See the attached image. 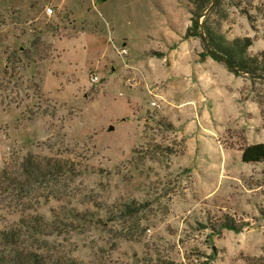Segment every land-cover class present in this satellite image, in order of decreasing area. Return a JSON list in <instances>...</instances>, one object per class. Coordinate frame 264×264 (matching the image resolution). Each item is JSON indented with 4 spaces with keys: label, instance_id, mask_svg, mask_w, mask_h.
<instances>
[{
    "label": "rangeland",
    "instance_id": "rangeland-1",
    "mask_svg": "<svg viewBox=\"0 0 264 264\" xmlns=\"http://www.w3.org/2000/svg\"><path fill=\"white\" fill-rule=\"evenodd\" d=\"M193 1L0 0V170L73 164L0 205V235L38 216L23 248L89 264H264V162L242 161L264 79L200 34L250 37L263 62L264 0H219L201 30Z\"/></svg>",
    "mask_w": 264,
    "mask_h": 264
},
{
    "label": "trees",
    "instance_id": "trees-1",
    "mask_svg": "<svg viewBox=\"0 0 264 264\" xmlns=\"http://www.w3.org/2000/svg\"><path fill=\"white\" fill-rule=\"evenodd\" d=\"M211 0H194L193 3L197 6L198 11L194 14L199 16L210 4ZM216 1L213 9L218 5ZM212 9V10H213ZM204 27L201 26V28ZM195 30L197 21H194ZM205 34L209 44L218 52L227 56V58L237 67L248 70L251 73L264 75V61H259L247 56V50L252 45L253 41L250 37L236 38L232 42L222 40L212 34L210 28L205 24ZM264 59V52L261 53ZM9 60V59H8ZM243 163H261L264 162V144L248 145L242 149ZM72 164V163H71ZM69 160H59L58 158H35L33 155L27 156L23 161L17 162L15 165L5 164L0 170V205L4 208L28 206V198L18 199V195L29 193L33 195L36 192V186L46 185L45 179L51 178L58 173H65L71 165ZM73 165V164H72ZM31 201V200H30ZM78 216V214H77ZM19 226L6 229L0 235V264H89L78 258L68 256H55L54 254L42 252L43 248L27 250L22 247V238L27 234L25 229L40 234L41 229H44L47 223L40 217L35 216L29 221L25 217L22 218ZM226 227L235 231L241 232L242 228L238 227L233 221L226 222ZM17 247V248H16ZM1 248L3 254H1ZM9 248H11L9 250ZM9 250V251H8Z\"/></svg>",
    "mask_w": 264,
    "mask_h": 264
},
{
    "label": "water",
    "instance_id": "water-1",
    "mask_svg": "<svg viewBox=\"0 0 264 264\" xmlns=\"http://www.w3.org/2000/svg\"><path fill=\"white\" fill-rule=\"evenodd\" d=\"M217 0H211L210 1V4L208 5V7L206 8V10L198 16V19H197V27L199 30H201V25H202V20L203 18H205L210 12L211 10L213 9L215 3H216ZM201 38H202V41L205 45V47L207 48L209 54L211 56H213L214 58H216L217 60L223 62L226 64V66L231 69L233 72L235 73H244V74H247V75H253L257 78H260V79H264V75L263 74H258V73H251L249 72L248 70L246 69H243V68H240V67H237L235 64H233L228 58L227 56H225L224 54L218 52L215 48H213V46H211L209 44V41H208V38L205 34V32L202 30L201 31Z\"/></svg>",
    "mask_w": 264,
    "mask_h": 264
},
{
    "label": "built area",
    "instance_id": "built-area-1",
    "mask_svg": "<svg viewBox=\"0 0 264 264\" xmlns=\"http://www.w3.org/2000/svg\"><path fill=\"white\" fill-rule=\"evenodd\" d=\"M47 13L52 14L53 13V9L48 7L47 8ZM120 52H121L122 55H126L128 53L126 47H123ZM94 81H97V77L94 78Z\"/></svg>",
    "mask_w": 264,
    "mask_h": 264
}]
</instances>
